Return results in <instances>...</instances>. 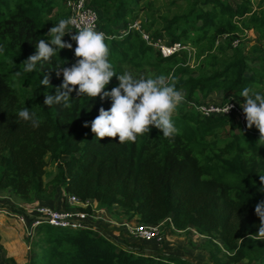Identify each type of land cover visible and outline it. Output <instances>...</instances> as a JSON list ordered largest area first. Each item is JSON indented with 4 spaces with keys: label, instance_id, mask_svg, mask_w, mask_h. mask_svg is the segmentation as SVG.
<instances>
[{
    "label": "trees",
    "instance_id": "16d2710c",
    "mask_svg": "<svg viewBox=\"0 0 264 264\" xmlns=\"http://www.w3.org/2000/svg\"><path fill=\"white\" fill-rule=\"evenodd\" d=\"M61 1L65 13L56 15L53 26L70 14L69 0ZM145 1L94 0L89 8L98 13L101 29L114 36L105 42L117 74L147 78L152 71L149 77H174L177 90L184 94L172 117L179 133L169 140L152 127L134 143L120 144L118 137L97 140L90 126L83 127L98 116L100 107L109 109L110 100L76 99L73 92L70 107L44 105L45 93L55 95L63 81L56 71L64 61L65 67L76 62L77 45L69 35L63 40L72 43V50H60L31 73L14 75L36 52L38 40L48 38L49 17L59 8V0H0V192L28 208L63 192L89 201V207L80 209L89 214L95 207L117 206L143 225L170 220L178 231L193 227L207 238L212 264H264V239L252 237L258 235L260 224L255 205L264 199V193L257 191L259 176L264 175L259 131L255 126L248 129L246 120L243 125L235 116H204L193 105L207 103L214 94L224 102L244 103L240 93L245 87L264 93V64L255 69L244 56L224 58L232 40L242 33L254 31L264 40V0L172 2L178 11L161 19L162 30L151 36L142 26L155 41L166 32L168 44H191L195 50L169 58L137 30L121 37L139 19L138 7L148 9ZM155 24L153 20L151 25ZM225 35L229 39L222 41ZM195 56L193 69L188 60ZM46 74L48 88L40 84ZM117 85L113 77L105 90ZM25 107L36 114L38 125L18 117ZM50 164L55 171L48 170ZM141 250L123 247L94 228L44 224L36 229L28 264H191L176 255ZM5 263L18 264L13 258L0 264Z\"/></svg>",
    "mask_w": 264,
    "mask_h": 264
},
{
    "label": "clouds",
    "instance_id": "9594fccd",
    "mask_svg": "<svg viewBox=\"0 0 264 264\" xmlns=\"http://www.w3.org/2000/svg\"><path fill=\"white\" fill-rule=\"evenodd\" d=\"M73 29L75 35L71 34ZM66 35L77 45L74 49L76 62L65 67L64 64L68 62L64 61L56 71L57 77L63 76V81L56 87L55 95L45 93L44 105L70 107L73 92L76 93V99L84 96L91 99L99 97L101 101L110 100L109 109L100 107L98 116L90 125L89 122L83 125L85 128L91 127L97 140L118 137L120 144L134 143L137 136L149 133L152 127L158 129L165 139L173 140L178 135L179 129L172 117L184 102V95L177 90L174 77L162 74L136 78L130 72L117 74L109 59L110 49L105 42V33L97 31L94 25H82L76 17L63 18L54 24L46 34L48 38L38 40L36 52L21 63L22 68L14 75L18 77L22 72L31 73L38 63L49 61L60 50H72V43L63 40ZM113 77L117 79L118 85L106 91ZM40 84L46 88L51 87L50 76L44 75ZM240 97L244 99L240 108L245 116L246 126L248 129L255 126L260 134L257 144L264 145V93L256 91L254 87H245ZM232 107L228 103L219 110L227 114ZM18 117L31 121L33 126L39 124L36 114L31 113L27 107L19 111ZM259 183L261 187L257 191L262 194L264 175L259 176ZM255 215L260 224L258 235L252 237L261 240L264 239V199L255 205Z\"/></svg>",
    "mask_w": 264,
    "mask_h": 264
},
{
    "label": "rangeland",
    "instance_id": "374dc122",
    "mask_svg": "<svg viewBox=\"0 0 264 264\" xmlns=\"http://www.w3.org/2000/svg\"><path fill=\"white\" fill-rule=\"evenodd\" d=\"M88 1L91 4L94 0ZM95 1L99 2L103 0ZM174 1L176 0H146L144 5L148 6V9L138 7L137 10L140 12V16L137 22L145 26L146 31L152 36L157 30H162L163 22L161 19L172 16L174 12L178 11V7L172 4ZM229 1L234 4L237 3L236 0ZM254 4L255 8L258 9L259 2L255 1ZM65 9L63 2L59 0V8L49 17V19H51L49 23L50 28L53 26L52 20H55L59 12L61 14L65 13ZM262 9H264V5ZM102 14H105V12L102 11ZM153 20L156 21L155 25H151ZM103 21L102 24L106 26V20H104V18ZM120 26H122V24H120ZM115 28L116 27H114V29ZM122 30L123 29H120L119 31L118 29L119 32ZM240 36L242 37L241 45L238 48H233L231 46L224 55V58L226 56L231 58L233 56H244L251 67L261 69L264 64V40H261L259 34L254 31H247V33H242ZM159 38L163 44H167L169 41L166 32ZM155 50H157V48ZM199 50L200 48H198V51ZM195 58L196 56L188 60V65L193 69L197 67V58ZM151 73L147 75V78L153 75L152 71ZM194 75L197 76L198 73L196 72ZM209 99L210 101L208 102L221 100L215 94L211 95ZM55 167V165L50 164L48 170L50 172L55 171ZM67 199L68 196L62 192L50 202H42L34 208H28L20 199L8 193L0 192V245L4 250L3 260L5 261L6 259L13 258L18 264H28L31 258L30 251L32 249V241L35 240L36 230H32L30 226L25 227L15 215H20L24 211V214L28 213L29 218H31L34 216L35 209L38 206H49L58 210L70 209L71 207L68 205ZM93 214L92 222L96 232L108 237L110 240L123 247H131L140 252L142 251L141 249H145L144 252L147 253L157 252L166 255H176L187 259L191 264H212L209 261L207 238L198 234L193 227L178 231L173 227L171 221L168 220L160 224L164 237L161 243L141 242L127 235L125 230L126 223L141 224L138 221V217L130 218L129 215H126L123 210L117 206L112 209L103 210L95 207ZM31 233L32 236L30 235ZM33 236L34 238H32ZM240 264L247 263L242 262Z\"/></svg>",
    "mask_w": 264,
    "mask_h": 264
},
{
    "label": "built area",
    "instance_id": "2783aa9c",
    "mask_svg": "<svg viewBox=\"0 0 264 264\" xmlns=\"http://www.w3.org/2000/svg\"><path fill=\"white\" fill-rule=\"evenodd\" d=\"M67 8L70 12L69 17H76L78 21L83 24H91L95 26L97 31H102L105 33L107 40H112L114 36L106 33V31L101 29L100 18L98 13L89 8L88 0H69L67 2ZM75 31V29H73ZM137 30L142 35L147 43L155 48H157L164 58L171 57L176 53H179L183 50H187L190 53L195 50L191 47V44H163L161 40H153L151 36L144 31L142 25L139 22H135L129 25L128 29L121 32L122 35H125L127 31ZM247 33V32H245ZM229 39V35L222 37V41ZM242 37L234 38L232 40V47L238 48L241 45ZM220 44V41L217 42ZM228 103H231L233 107L230 109L229 113L225 114L222 109L227 106ZM238 101H229L224 102L220 101H211L204 104H194L196 109L202 113L204 116H235L237 121L245 124V116L243 115L242 109L240 108ZM68 205L70 209L58 210L49 206H38L35 209V214L33 217L29 218L28 214L21 213L20 215H15V217L23 224L25 227L30 226L32 230L38 229L41 225L47 224L56 228H72V229H84V228H94L92 222V216L94 214H89L84 212L82 209H86L90 206V202H84L79 197L73 195L68 197ZM95 209H93L94 213ZM126 234L134 238L137 241L141 242H156L161 243L163 241V231L160 225L156 226H147L136 223H126L125 224ZM32 236V233L30 234ZM3 249L0 245V263H3Z\"/></svg>",
    "mask_w": 264,
    "mask_h": 264
}]
</instances>
